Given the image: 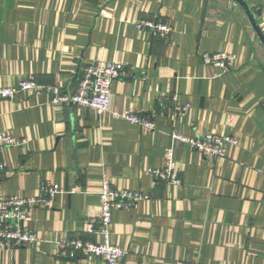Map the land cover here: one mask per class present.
Here are the masks:
<instances>
[{"label": "crops", "instance_id": "obj_1", "mask_svg": "<svg viewBox=\"0 0 264 264\" xmlns=\"http://www.w3.org/2000/svg\"><path fill=\"white\" fill-rule=\"evenodd\" d=\"M245 1L264 32V0ZM141 19L172 32L140 31ZM223 51L236 55L229 71L204 61ZM108 61L128 70L113 84V108L154 115L155 130L54 104L45 90L0 100V132L27 140L0 142V196L59 189L50 207L32 210L41 240L0 248V264H108L58 248L65 238L102 241L86 226L100 214L105 178L150 197L113 211L111 241L127 251L116 264H264V45L245 10L234 0H0V86L34 76L72 93L84 66ZM175 94L187 114L174 116ZM173 132L230 134L239 144L205 157ZM169 147L180 186L145 171L162 168Z\"/></svg>", "mask_w": 264, "mask_h": 264}, {"label": "built area", "instance_id": "obj_2", "mask_svg": "<svg viewBox=\"0 0 264 264\" xmlns=\"http://www.w3.org/2000/svg\"><path fill=\"white\" fill-rule=\"evenodd\" d=\"M135 27L148 30L154 36L167 38L172 27L157 19H141L135 22ZM236 55L230 52H216L206 54L204 61L213 64L222 72L229 71ZM128 75L126 64L121 61H108L103 64H89L81 69V79L74 92H63L60 84L43 85L34 76L21 80L17 86H0V100H11L18 93L45 90L50 94L54 104L75 105L79 108L93 109L99 116L111 114L115 118H122L130 123L139 125L143 130L156 129L154 115L137 113L130 109L116 110L113 108V84L115 81ZM174 116L187 114L190 105L177 103V94L173 95ZM176 141L187 142L191 147L205 157L224 158L227 156L229 146H237L238 139L230 134L208 133L202 137H188L180 132H173ZM0 142L7 146H27V140L18 139L13 135L0 132ZM6 163L0 160V171L5 169ZM157 180L168 184L180 186L183 183L177 173V161L174 148L169 147L165 153L164 166L160 169L147 168ZM59 189L51 183L40 186V195L37 197H23L19 195L0 196V248H20L34 245L41 238L40 235L29 228L32 220V210L42 205L50 207ZM100 214L95 221H88L86 229L90 233H99L102 241L95 242L83 240L78 237L65 238L58 241L59 256L76 258L79 255L104 259L108 264H116L125 259L127 251L112 243L110 226L114 210H124L137 207L142 201L150 199L149 195L138 190L117 188L108 178L103 180L100 190ZM97 224V225H96Z\"/></svg>", "mask_w": 264, "mask_h": 264}, {"label": "water", "instance_id": "obj_3", "mask_svg": "<svg viewBox=\"0 0 264 264\" xmlns=\"http://www.w3.org/2000/svg\"><path fill=\"white\" fill-rule=\"evenodd\" d=\"M237 3L241 5V7L245 10L247 13L249 19L251 20V23L253 27L255 28L259 38L261 39L263 45H264V32L262 31L259 22L257 21V18L255 17L253 9L249 6V4L245 0H234Z\"/></svg>", "mask_w": 264, "mask_h": 264}]
</instances>
